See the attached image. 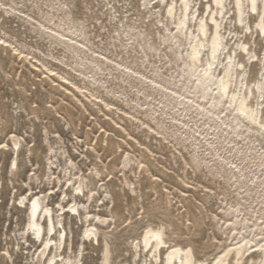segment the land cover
I'll list each match as a JSON object with an SVG mask.
<instances>
[{
	"label": "rangeland",
	"instance_id": "rangeland-1",
	"mask_svg": "<svg viewBox=\"0 0 264 264\" xmlns=\"http://www.w3.org/2000/svg\"><path fill=\"white\" fill-rule=\"evenodd\" d=\"M175 2L0 0V264H45L27 229L34 197L62 218L63 264H105L107 246L110 264H151L137 247L148 228L206 264L264 246V131L200 84ZM231 2L228 49L248 45L254 86L264 32L256 16L253 33L237 24Z\"/></svg>",
	"mask_w": 264,
	"mask_h": 264
},
{
	"label": "bare ground",
	"instance_id": "bare-ground-1",
	"mask_svg": "<svg viewBox=\"0 0 264 264\" xmlns=\"http://www.w3.org/2000/svg\"><path fill=\"white\" fill-rule=\"evenodd\" d=\"M179 2V12L177 11L178 3L176 2L169 5L168 12L171 18L176 20L178 36L182 40L185 38L191 45L189 53L190 68L198 74L200 84L203 87L212 88L216 99L227 100L240 119L260 131H264V114L262 112L264 107L261 109L260 103L264 90L262 91V85L259 81V76L264 67L258 74L257 84L251 86L247 81L245 59L246 56L251 54L248 45L242 44L240 48L233 46L228 49V39L223 26L226 19L230 18L229 0H204V13L206 15L199 14V16H197L198 11L193 8L191 0H179ZM231 3L233 5L234 20L237 24L243 25L251 17L256 16L258 18L257 26L262 33L264 32V0H232ZM193 27L195 28L194 31ZM247 29L253 33V29L248 23ZM239 55L244 57L243 60H239ZM253 58H257V60L252 62L259 60L255 54ZM14 145L18 146L19 144L16 142ZM13 151L15 152L14 149ZM14 164H18L17 159H13L10 168ZM70 209L81 216L79 208L72 206ZM27 211V229L34 240H40V255L42 258H46L45 264H63L65 258L60 263L63 252L60 253L59 251L62 246H64V249L66 248L68 234L60 215L56 216L52 209L45 207L38 197L30 200ZM62 211L65 212L64 214H70V211L66 208ZM59 225H62V228ZM64 233L65 236L63 237ZM156 233L160 234L159 240L154 238ZM86 234L99 243L97 230H87ZM166 237L162 229L148 228L137 245L142 252L145 251L144 248L149 249L148 255L152 256L151 264L207 263L196 259L193 248L169 245ZM249 244L251 243H238L216 258L211 264H264V246L253 250L254 247L249 246ZM49 246L50 250L48 251ZM248 246L250 250H248ZM254 254L258 255V260H254ZM110 258L111 253L109 246H107L105 264H110Z\"/></svg>",
	"mask_w": 264,
	"mask_h": 264
},
{
	"label": "snow or ice",
	"instance_id": "snow-or-ice-1",
	"mask_svg": "<svg viewBox=\"0 0 264 264\" xmlns=\"http://www.w3.org/2000/svg\"><path fill=\"white\" fill-rule=\"evenodd\" d=\"M0 147H4V145H0ZM33 203H35V202H33ZM154 238L159 240L160 239V234L159 233L154 234Z\"/></svg>",
	"mask_w": 264,
	"mask_h": 264
}]
</instances>
